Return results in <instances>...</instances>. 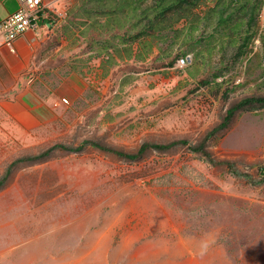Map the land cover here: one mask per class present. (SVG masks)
<instances>
[{
	"label": "rangeland",
	"instance_id": "374dc122",
	"mask_svg": "<svg viewBox=\"0 0 264 264\" xmlns=\"http://www.w3.org/2000/svg\"><path fill=\"white\" fill-rule=\"evenodd\" d=\"M50 1L49 56H62L35 68L36 105L19 100L28 113L11 115L0 97V180L55 145L196 146L229 107L264 96V4L260 37L237 58L244 0L224 14L234 27L220 24L218 0L164 16L160 0L124 11ZM206 150L236 173L182 146L129 161L85 145L18 162L0 188V264H264V108L237 112Z\"/></svg>",
	"mask_w": 264,
	"mask_h": 264
},
{
	"label": "trees",
	"instance_id": "16d2710c",
	"mask_svg": "<svg viewBox=\"0 0 264 264\" xmlns=\"http://www.w3.org/2000/svg\"><path fill=\"white\" fill-rule=\"evenodd\" d=\"M133 1L134 0H116V3L117 2H119V3L117 4V7L115 9L120 10V11H124L127 7H129L131 5V3ZM165 1L166 0H160L158 2V6L161 7L160 8L161 9L160 16H164L167 11H174L175 13H180V12L183 13L185 8L195 7L199 3L200 0H173V2L169 5H165L164 4ZM241 1L242 0H225L224 2H222V0H218V2H217L218 6H221L219 9V13H220L219 22H220V24L227 25V26L232 25L233 27L236 26L237 20L233 21L232 14L229 13L226 17L224 16V14H226L227 9L231 5L232 6L237 5ZM250 2H252L253 4L252 3L250 4ZM160 3H162L164 5L163 6L160 5ZM263 4H264V0H244V2L239 7L238 11L242 14V16H247V20H246L247 28L243 29L239 33V36L241 38V44L238 46L237 51L235 53V56L237 58L244 56L246 54V52L248 51L249 46L255 40V38L257 36H259L258 29L256 28L257 16L259 15V12H260ZM115 9H113V10H115ZM108 11L112 12V10H108ZM238 24H239L240 28H242L243 23L239 22ZM150 26H152V23ZM261 40H262V43L264 45V35H262ZM183 57H186V55ZM253 108H264V96L247 97V98H244V99L238 101L233 106L229 107L226 110L222 121L215 128H213L204 137V139L196 146L191 145L188 140L181 139V140L171 141V142L166 143V144L144 143L139 147V149L135 153H124L121 151H116V150H111V149L105 148L102 145L95 143V142H84L82 145L78 146L77 148H71V147H67L64 145H55L54 147H51V148L43 151L42 153H40L38 155L30 156V157H26V158H21V159H18L16 161L12 162L9 165L4 177L0 180V188L4 186L6 180L9 177L11 169L18 162H21V161L33 162V161L42 160V159L50 156V154L55 149L76 152V151L83 149L85 145H91V146H93L99 150H102V151H105L108 153H112L118 157L124 158V159L129 160V161L139 160L150 149L157 150V151H168V150H171L173 148L182 146V147H187L189 150H191L195 153H200L201 155H203L206 158V160L208 162H210L214 165H225L231 172H233L235 174L236 172L234 171L233 165L231 163L214 161V159L212 158L210 153L206 150V144L209 140H211L213 137H215L217 133L226 129L229 126V124L231 123V121L233 120V118L237 112L249 110V109H253Z\"/></svg>",
	"mask_w": 264,
	"mask_h": 264
},
{
	"label": "crops",
	"instance_id": "0c3cea01",
	"mask_svg": "<svg viewBox=\"0 0 264 264\" xmlns=\"http://www.w3.org/2000/svg\"><path fill=\"white\" fill-rule=\"evenodd\" d=\"M44 4L51 13L50 18L40 23L37 32L29 30L19 36L13 41L12 48L6 45L0 32V97L11 98V103H3V105L13 116L28 113L25 104L29 107L36 105L30 93V83L35 78V68L40 65L47 66L58 56H62L61 50L56 54L57 57L49 56V53L56 48L54 38H57V32L53 29L56 24L52 20L53 4L50 0H45ZM18 8L17 0H0V22ZM25 83L27 86L23 87ZM19 100H24L25 104L20 103ZM17 107L20 108L19 111H15Z\"/></svg>",
	"mask_w": 264,
	"mask_h": 264
},
{
	"label": "built area",
	"instance_id": "2783aa9c",
	"mask_svg": "<svg viewBox=\"0 0 264 264\" xmlns=\"http://www.w3.org/2000/svg\"><path fill=\"white\" fill-rule=\"evenodd\" d=\"M19 8L0 22V32L8 47L19 36L29 30L38 31L40 23L47 21L51 13L44 4L45 0H17ZM189 56L182 57L178 62L182 67L190 63Z\"/></svg>",
	"mask_w": 264,
	"mask_h": 264
}]
</instances>
